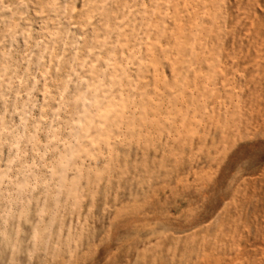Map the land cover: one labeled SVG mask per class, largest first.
I'll return each instance as SVG.
<instances>
[{
	"label": "rangeland",
	"instance_id": "1",
	"mask_svg": "<svg viewBox=\"0 0 264 264\" xmlns=\"http://www.w3.org/2000/svg\"><path fill=\"white\" fill-rule=\"evenodd\" d=\"M0 264H264V0H0Z\"/></svg>",
	"mask_w": 264,
	"mask_h": 264
}]
</instances>
